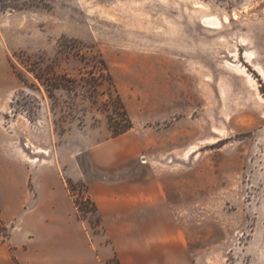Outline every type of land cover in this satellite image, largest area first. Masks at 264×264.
Segmentation results:
<instances>
[{"label":"rangeland","instance_id":"rangeland-1","mask_svg":"<svg viewBox=\"0 0 264 264\" xmlns=\"http://www.w3.org/2000/svg\"><path fill=\"white\" fill-rule=\"evenodd\" d=\"M107 73L133 124L114 139ZM140 166L173 201L174 262L264 264V0H0V243L36 238L61 183L109 246L87 185Z\"/></svg>","mask_w":264,"mask_h":264},{"label":"crops","instance_id":"crops-1","mask_svg":"<svg viewBox=\"0 0 264 264\" xmlns=\"http://www.w3.org/2000/svg\"><path fill=\"white\" fill-rule=\"evenodd\" d=\"M133 173L130 188L87 185L109 246L99 238L90 242L85 226L76 218L67 185L47 183L33 208L38 239L18 243L10 235L0 243V264H102L111 256L120 264H177L178 257L167 251L176 234L163 230L173 224V201L148 169L140 166Z\"/></svg>","mask_w":264,"mask_h":264},{"label":"trees","instance_id":"trees-1","mask_svg":"<svg viewBox=\"0 0 264 264\" xmlns=\"http://www.w3.org/2000/svg\"><path fill=\"white\" fill-rule=\"evenodd\" d=\"M102 64L104 65L103 69L105 71H107L106 69V65L105 63L102 61ZM108 77H109V81H110V86L112 89V95H111V101L113 104H115V108L116 110H118L117 114H118V118H114L112 116L107 117L109 125L112 129V139L117 138L123 134H127L129 133L132 129H133V124L131 122V120L129 119L130 117L127 114V111L125 109V107L122 104V100L120 98L119 93L116 91L114 83L112 81L111 76L107 73ZM36 78L42 82L43 85L49 86L50 80H48L47 78H43L41 76H36ZM86 202L91 204V207L93 209V214L96 216V223L98 224V226L100 225V216L98 214V209L95 205L94 202L91 201L90 197H87ZM76 209H78V203L75 202L74 203ZM79 221H83L80 217H78ZM93 231H96L95 229H93ZM110 263H116V264H120L119 260L114 257L113 259L109 260L107 264Z\"/></svg>","mask_w":264,"mask_h":264},{"label":"bare ground","instance_id":"bare-ground-1","mask_svg":"<svg viewBox=\"0 0 264 264\" xmlns=\"http://www.w3.org/2000/svg\"><path fill=\"white\" fill-rule=\"evenodd\" d=\"M207 20H208V19H207ZM210 20H211V18L209 19V22H210ZM203 21H204V20H203ZM203 21H202V23H203V25H204L205 22H203ZM205 21H206V20H205ZM211 21H212V20H211ZM225 21H226V20H225ZM212 22H213V21H212ZM206 23H207V21H206ZM210 23H211V22H210ZM210 23H209V26H211ZM214 23H215V22H214ZM217 23H218V22H217ZM217 25H219V24H217ZM217 25H216V26H217ZM207 26H208V25H207ZM216 26H214V27H216ZM212 29H214V28H212ZM251 57H253V56H251ZM251 83H252V82H251ZM193 152H194V150H190L189 152L186 153V155L189 156V155H190L191 153H193Z\"/></svg>","mask_w":264,"mask_h":264}]
</instances>
